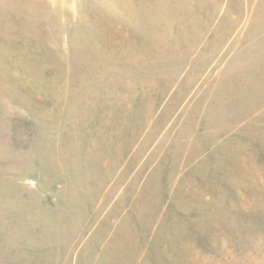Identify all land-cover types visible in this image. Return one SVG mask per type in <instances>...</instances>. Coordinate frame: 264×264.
I'll return each instance as SVG.
<instances>
[{"label":"rangeland","instance_id":"374dc122","mask_svg":"<svg viewBox=\"0 0 264 264\" xmlns=\"http://www.w3.org/2000/svg\"><path fill=\"white\" fill-rule=\"evenodd\" d=\"M0 264H264V0H0Z\"/></svg>","mask_w":264,"mask_h":264}]
</instances>
